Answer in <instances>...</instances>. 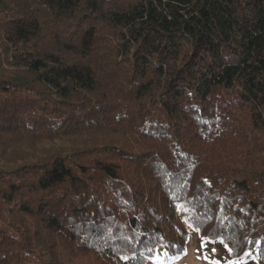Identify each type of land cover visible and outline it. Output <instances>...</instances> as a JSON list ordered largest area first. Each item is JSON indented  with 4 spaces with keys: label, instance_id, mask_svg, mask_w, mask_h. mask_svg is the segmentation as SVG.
I'll use <instances>...</instances> for the list:
<instances>
[{
    "label": "trees",
    "instance_id": "obj_1",
    "mask_svg": "<svg viewBox=\"0 0 264 264\" xmlns=\"http://www.w3.org/2000/svg\"><path fill=\"white\" fill-rule=\"evenodd\" d=\"M0 45V264H264V0H0Z\"/></svg>",
    "mask_w": 264,
    "mask_h": 264
},
{
    "label": "rangeland",
    "instance_id": "obj_2",
    "mask_svg": "<svg viewBox=\"0 0 264 264\" xmlns=\"http://www.w3.org/2000/svg\"><path fill=\"white\" fill-rule=\"evenodd\" d=\"M189 230L190 240L183 255L172 256L167 251H159V259L151 264H257L253 254L231 257L227 244L201 238Z\"/></svg>",
    "mask_w": 264,
    "mask_h": 264
},
{
    "label": "snow or ice",
    "instance_id": "obj_3",
    "mask_svg": "<svg viewBox=\"0 0 264 264\" xmlns=\"http://www.w3.org/2000/svg\"><path fill=\"white\" fill-rule=\"evenodd\" d=\"M149 251H151V249H149ZM123 259H127V257H123Z\"/></svg>",
    "mask_w": 264,
    "mask_h": 264
}]
</instances>
